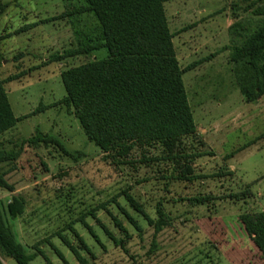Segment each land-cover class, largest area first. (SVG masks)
Instances as JSON below:
<instances>
[{"label":"rangeland","instance_id":"obj_1","mask_svg":"<svg viewBox=\"0 0 264 264\" xmlns=\"http://www.w3.org/2000/svg\"><path fill=\"white\" fill-rule=\"evenodd\" d=\"M1 4L7 6L0 16V80L17 78L4 84L13 115H27L40 104L55 106L17 122L0 136V149L17 150L21 140L38 129L59 139L74 155L70 158L54 145H26L14 170L0 166L13 189H0L4 220L27 254H43L29 264H78L58 233L86 264H264L237 219L242 213L264 211V96L254 103L244 101L236 79L238 66L231 62L234 47L264 22L253 14L264 7V0L164 3L197 131L196 139L185 138L180 147L183 154L213 152L194 160L191 181L175 179L186 160H161L165 153L158 146L134 148L126 158H107L87 141L73 109L56 105L66 95L61 72L107 56L99 47V23L83 11L85 0ZM31 24L36 26L21 31ZM64 52L79 54L44 64ZM226 171L232 175L216 176ZM124 193L152 221L160 211L166 226L155 237ZM14 196L23 200L22 210L11 217L7 207ZM108 233L122 241L121 246ZM80 238L93 256L82 250ZM0 261L16 264L2 254Z\"/></svg>","mask_w":264,"mask_h":264},{"label":"trees","instance_id":"obj_2","mask_svg":"<svg viewBox=\"0 0 264 264\" xmlns=\"http://www.w3.org/2000/svg\"><path fill=\"white\" fill-rule=\"evenodd\" d=\"M4 1L8 0H0V3ZM166 1L168 0H85L83 11L92 13L99 23L103 37V43L99 47L106 50L107 56L61 72L59 76L66 95L55 104L73 109L87 141L100 149L107 158H126L134 148L158 146L165 153L161 160L174 163L186 160L181 167V174L175 179L191 181V164L194 160L213 156V152L183 154V147H180L183 139H196L197 131L182 81L184 71L180 69L176 59L172 44L173 35L168 28L164 10ZM6 6L0 5V16ZM253 14L264 18V7L256 8ZM34 26L36 24L27 25L21 31ZM77 54L79 53L64 52L51 55L44 64L61 62ZM231 62L238 66L236 79L244 101L254 103L262 98L264 22L249 33L239 46L234 47ZM197 64L187 70H192ZM15 79L17 78L9 77L0 80V136L13 128L17 122L55 106L40 104L33 112L16 118L4 89L5 83ZM252 143L254 142L243 148ZM26 145H54L66 156H74L65 149L59 139L36 129L33 136L21 140L17 150L0 149V166L9 165V170H14V164ZM198 145L203 146L204 143L198 141ZM75 154L82 155L80 152ZM227 175H232V172H221L216 176ZM0 189L13 192L12 186L5 181L2 173ZM124 196L128 204L153 227L154 237L161 232L166 224L159 210L158 219L152 221L130 195L124 193ZM194 201L200 203L203 199ZM22 202L21 197H13L12 203L7 207L9 216L14 217L20 213ZM101 208L106 210L103 206ZM126 216L138 229L135 222L127 214ZM237 219L242 231L249 237L264 261V211L242 213ZM113 221L123 230L116 218L113 217ZM67 228L75 233L71 225ZM88 230L98 242L93 231ZM109 236L116 246H121L122 241L116 240L110 234ZM58 237L78 264L87 263L64 236L58 233ZM79 241L82 250L93 256L83 240L80 238ZM37 252H25L16 242L0 211V254L12 259L16 264H29L37 256L43 257L41 251ZM0 264L3 263L0 261Z\"/></svg>","mask_w":264,"mask_h":264}]
</instances>
